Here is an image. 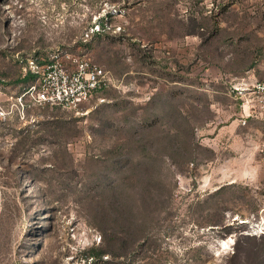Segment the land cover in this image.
<instances>
[{
	"label": "rangeland",
	"instance_id": "1",
	"mask_svg": "<svg viewBox=\"0 0 264 264\" xmlns=\"http://www.w3.org/2000/svg\"><path fill=\"white\" fill-rule=\"evenodd\" d=\"M53 58L112 84L23 109ZM262 80L264 0H0V264H264Z\"/></svg>",
	"mask_w": 264,
	"mask_h": 264
},
{
	"label": "built area",
	"instance_id": "2",
	"mask_svg": "<svg viewBox=\"0 0 264 264\" xmlns=\"http://www.w3.org/2000/svg\"><path fill=\"white\" fill-rule=\"evenodd\" d=\"M32 73L34 81L18 97L23 109L22 100L27 96L37 106L76 110L95 92L112 84L107 70L84 58L73 59L70 68L53 58ZM249 92L254 98V106L264 111V80L254 83Z\"/></svg>",
	"mask_w": 264,
	"mask_h": 264
},
{
	"label": "trees",
	"instance_id": "3",
	"mask_svg": "<svg viewBox=\"0 0 264 264\" xmlns=\"http://www.w3.org/2000/svg\"><path fill=\"white\" fill-rule=\"evenodd\" d=\"M100 26L103 28V23H100ZM27 80H32V82L34 81L35 79V75L32 73V72H28L27 75L25 76Z\"/></svg>",
	"mask_w": 264,
	"mask_h": 264
}]
</instances>
